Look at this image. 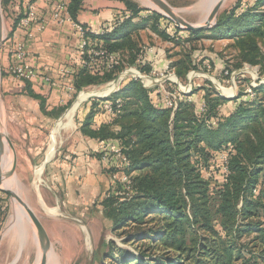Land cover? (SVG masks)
I'll return each instance as SVG.
<instances>
[{"label":"trees","instance_id":"1","mask_svg":"<svg viewBox=\"0 0 264 264\" xmlns=\"http://www.w3.org/2000/svg\"><path fill=\"white\" fill-rule=\"evenodd\" d=\"M11 1H2L5 10ZM16 1L22 12L24 0ZM66 1L77 20L83 0ZM245 1L221 13L214 28L182 36L169 19L123 0L126 9L112 23L114 30L88 36L95 47L120 60L129 55L145 74L151 73L147 65H152L147 56L160 53L140 51L134 33L146 30L176 47L202 38L228 40L238 53V71L245 65L264 71V0H253L244 9ZM22 16L16 18V26ZM165 62L163 68L170 67L181 82L196 70L191 55ZM122 69L120 65L108 70L102 64L80 68L74 76L75 97L89 87L114 81ZM225 72L228 77L232 74ZM25 83L27 93L39 98ZM252 92L251 99L246 92L225 99L211 87H193L190 94L176 93L179 100L173 110L159 89L133 79L110 97L90 102L80 132L119 146L130 163L123 167L111 158L106 164L109 174L126 175L130 182L127 190L118 180L117 189L103 197L101 206L104 220L122 230V242L133 249L110 242L105 259L111 264H184L185 258L193 264H264V85ZM40 102L45 111L44 100ZM99 103H111L114 113L97 111ZM70 106L69 100L48 116L59 119ZM104 113L108 120L97 127L95 116ZM222 155L227 156V174ZM7 207L4 203L2 222Z\"/></svg>","mask_w":264,"mask_h":264},{"label":"rangeland","instance_id":"2","mask_svg":"<svg viewBox=\"0 0 264 264\" xmlns=\"http://www.w3.org/2000/svg\"><path fill=\"white\" fill-rule=\"evenodd\" d=\"M113 1L124 4L123 0ZM128 1L136 4L141 9L151 7L148 0ZM165 1L180 12V16L183 19L195 25L202 22L205 7L209 4L208 1L205 5L204 0ZM238 1L230 0L226 7L221 10V13L232 9ZM250 3L253 5V0L243 2L241 8L245 9ZM261 9H264V6ZM9 33L10 29L5 19V37H8ZM186 33L183 31L181 35L186 36ZM134 37L136 39L139 38L141 52L146 53L150 49L163 51L162 60L175 62L182 59L185 55H191L196 65V70H191L187 78L181 82L173 70H169L166 67L163 68V66L155 69L148 64V71H151V73L145 74L140 71L138 65H133L130 61V56L127 55L123 59L124 64L121 74L130 69L136 70L140 72L141 76L153 80V83L146 84L145 78L144 80L139 79L138 74H127L123 77L120 74L121 81L117 90H120L122 86L131 80L139 79L150 89H159L162 96L166 99L173 94L177 96L176 93L183 89H190L189 78H191L192 88L211 87L213 91L219 94L217 87L220 86L225 89L235 90L233 94L235 95L234 98H237L240 93L246 92L247 94L251 85L258 84L259 87L264 85V71L260 67L245 65L239 71L236 69L238 53L235 51L233 43L228 40L202 38L192 44H186L184 47H176L174 44L162 41L148 30L134 33ZM262 51L264 52L263 46ZM226 70L232 72L230 77L225 76ZM261 82L262 84H260ZM210 83L212 86H210ZM107 84L89 87L81 93L99 90ZM81 93L76 97L75 94L72 99L66 98L67 101L70 100L71 102L70 108L66 111L78 102ZM261 97L264 100L263 93ZM248 98L251 99L249 96ZM90 102L84 101L77 107L75 114L76 128L74 131L62 135L63 142L59 146L56 155L42 169L40 184L36 181V172L40 167L42 168L47 160V149L56 128L55 126L66 111L59 119L53 118L50 121L43 133V146L40 148L37 147L40 137L37 140L34 139L32 145L28 140L24 139H17L14 142L17 146V149L15 147L17 151V169L13 177L6 179L5 187L15 191L41 220L51 242V252L47 264H111L110 260L104 258V255L109 252L110 242H114L118 247L133 249L132 246L122 242L123 238L120 236L122 230H115L112 223L104 220L103 213H99L96 210L84 212L77 208L70 210L65 204L63 190L65 189V177L67 176L65 174L68 169L66 164L63 163V159L70 155L69 151H75L81 143L80 127L84 117L89 112ZM64 105L60 104L59 109L64 107ZM101 106L102 103H99L97 111L101 110ZM5 133L8 134L6 128ZM4 152L3 147V154ZM4 158L7 160V156L5 157L4 155ZM10 158L11 163V153ZM112 177V190H115L117 189L116 182H118L120 174H114ZM2 195L8 207L0 228V264H37L41 249L36 230L23 213L15 214L13 202L5 194L2 193ZM51 258L53 259L52 263ZM184 264H193V262L185 258Z\"/></svg>","mask_w":264,"mask_h":264},{"label":"crops","instance_id":"3","mask_svg":"<svg viewBox=\"0 0 264 264\" xmlns=\"http://www.w3.org/2000/svg\"><path fill=\"white\" fill-rule=\"evenodd\" d=\"M16 2V0L11 1L7 9H4L10 33L0 53V122L6 128V132L8 130L9 135L6 134L12 143L17 139H24L32 145L33 140L40 137L37 146L40 148L43 146V133L52 121L48 113L59 109L60 104L67 103L60 70L68 69L78 72L81 68L78 51L79 39L69 26H59L52 21L54 4L47 3L45 0H24L21 12V10L18 11L19 4L17 7ZM28 4L35 5L39 17L38 23L46 22V28L42 33L37 32L36 24L29 29L34 34L32 39L27 38L26 31L16 27V18L20 14L24 16ZM125 9L124 4L118 1L83 0V6L77 15V22L97 33L122 18ZM133 22L136 23L138 20ZM21 41L26 42L32 53L31 65L36 77L34 81L28 83L31 91L39 98L30 96L27 93V84L17 81L8 73L13 60L10 51L14 44ZM159 52L156 57L147 56L152 63L151 67L155 69L166 64L165 60L161 59V51ZM51 83L56 86H52ZM42 99L45 102V111L41 109ZM100 108H104L103 105ZM106 120H108L107 113L97 114L94 123L100 127ZM80 135L81 143L77 149L69 151L70 155L63 159L68 169L63 190L65 204L70 210L77 208L84 212L96 210L103 213L101 203L103 197L112 190L113 177L106 171L107 166L100 160V156L111 143L90 139L81 132ZM13 145L17 149L16 144ZM8 166L9 163L2 155L0 172L2 169L6 170ZM4 203L6 201L0 192V228L3 223L1 211H3Z\"/></svg>","mask_w":264,"mask_h":264},{"label":"built area","instance_id":"4","mask_svg":"<svg viewBox=\"0 0 264 264\" xmlns=\"http://www.w3.org/2000/svg\"><path fill=\"white\" fill-rule=\"evenodd\" d=\"M47 3L54 4V9L52 12V21L55 22L59 26H69L73 31L77 34L79 39V55L81 58V68L86 69H92L96 65H103L106 67V69L110 70L114 67H118L120 65H123V60H120L117 58L114 54L108 53L106 50L102 48H98L94 46L93 40L89 38L88 34L92 33L95 36L104 35L112 30H114L115 25H109L100 32H93L89 30L84 25L77 22V20H74L71 16V13L68 9V2L66 0H45ZM38 13L37 9L34 4H28L25 8L24 16L18 21L17 28L20 30H24L27 33V38L32 39L34 37V34L29 31V29L32 28L34 24H36V30L38 33H42L46 28V22L41 21L38 23ZM149 54H153L154 50L150 49L147 51ZM10 55L12 60L11 65L8 68V73L16 78L19 81L22 82H32L34 81L36 77V73L33 69V66L31 65L32 60V53L30 52L29 48L27 47V44L25 41L17 42L14 44L13 48L10 51ZM141 60L137 61V64H141ZM170 70V67H166ZM136 72L138 74V78L141 76L140 72L136 70H127L125 73L129 74V72L133 73ZM242 72V71H240ZM226 75H228V72H225ZM60 74L63 78L64 83V90L66 93V97L68 99H72L76 93L75 87H74V76L75 72L68 70V69H61ZM136 78V77H134ZM146 78V77H145ZM150 79V78H149ZM144 80V79H143ZM50 81H48L49 83ZM144 83V82H143ZM262 84V82L260 83ZM52 86H56L54 83H51ZM144 86L147 87L145 84ZM259 85H251L247 96L250 98H254V93L252 92L253 88H258ZM191 88L188 90H181V93L188 94L190 92ZM235 95L231 96L230 98H234ZM178 96L175 94L170 95L168 98L167 106L173 108L175 110L178 105ZM104 110L112 115L114 113L113 106L111 103H106L104 105ZM201 110H204V105L202 106ZM111 123V122H110ZM114 158L118 161H120L123 165V167H129L130 163L128 159L123 155L122 150L119 146L115 144H111L107 150L102 155V162L107 164L109 163L110 159ZM221 162L224 165V173H228V168L226 167L227 164V156L222 155L220 157ZM120 183L125 186V189H129V182L130 178L126 175H122L119 179ZM119 193L115 192V196H118Z\"/></svg>","mask_w":264,"mask_h":264},{"label":"water","instance_id":"5","mask_svg":"<svg viewBox=\"0 0 264 264\" xmlns=\"http://www.w3.org/2000/svg\"><path fill=\"white\" fill-rule=\"evenodd\" d=\"M2 1L3 0H0V53L7 39V37H5V16H4V11H3ZM148 1L151 7H148L147 9L153 12H157L160 15L172 21L178 30H182L185 32L199 33V32L210 30L216 26L217 19L221 13V8L223 7L224 3L227 0H218L217 4L213 8V10L210 12L208 18L204 22H201L200 24H196V25L191 24L187 22L185 19H183L180 16V12H178L176 9L171 7L165 0H148ZM121 75L123 77L124 75H127V74L124 73ZM144 78L145 77L143 76L139 77V79L141 80H143ZM119 80L121 81L120 77H118L115 81H119ZM191 80L192 79L189 78V81H190L189 88H191L192 90ZM217 88H218V91L221 97L225 99H231L230 97H226L222 95L219 86ZM191 90L188 94L191 93ZM118 91L119 90H116L111 94H114ZM111 94L105 95V96H93V97L88 98L86 101L106 99ZM5 144L8 146L9 151L11 153L12 162L9 164L6 170L2 169V171L0 172V192L5 194L9 198L10 201L12 202L15 201L18 204L21 211L25 214L28 221L32 224L33 228L36 230L39 236V239H40V249H41L40 250L41 256L37 264H45L47 261V257L49 256L51 252V242H50L49 236L41 220L37 217V215L31 210V208L21 199V197L15 191L5 187L6 179L11 178L15 175L16 168H17V157H16V151H15L14 145L4 131V125L0 122V164H1V157L3 155V146ZM48 162H49L48 160L45 161V163L42 166V169L45 168Z\"/></svg>","mask_w":264,"mask_h":264},{"label":"bare ground","instance_id":"6","mask_svg":"<svg viewBox=\"0 0 264 264\" xmlns=\"http://www.w3.org/2000/svg\"><path fill=\"white\" fill-rule=\"evenodd\" d=\"M204 1H205V5H206V2H208V1H209V4L206 5V7H205V13H204L202 22H204L208 18L210 12L213 10V8L215 7V5L218 2V0H204ZM229 2H230V0H227L225 2V4L223 5V7L221 8V10L224 7H226V5ZM129 74H137V73L133 71V73L129 72ZM119 81H113L111 83H108L107 85H105V87H103L99 90H93V91H87V92L81 93V95L79 96V100H78L79 103L77 102L71 109L66 111L65 114L63 115V117H61V119L57 122V125L55 126L56 128L53 132L51 142L49 143V146L47 149V160L48 161L54 158L59 146L62 144V142H63L62 141V135L75 130V128H76L75 127V114H76V110H77L78 105L82 102L84 103V101H86L90 97L105 96V95H109V94L113 93L119 87L118 86L120 84ZM145 81H146V84H152L153 83V80H151L149 78H145ZM219 88L222 91V95H224V96L231 97L234 95L233 93L235 90L233 91L232 89H225V88H222L220 86H219ZM3 147L5 150L3 155H5V157L7 156V162L10 163L11 158H10V152H9L8 146L5 144ZM41 172H42V168L40 167L36 172V181L39 182V184L41 182V179H40ZM13 204H14L15 214H18L20 212L23 213L15 201H13ZM13 224H14V222H13ZM37 236H38V234H37ZM38 240H39V245H40L39 236H38ZM40 256H41V254L39 255V259H40ZM48 258H49V256L47 257V261L45 264H47ZM52 262H53V259L51 258V263Z\"/></svg>","mask_w":264,"mask_h":264}]
</instances>
